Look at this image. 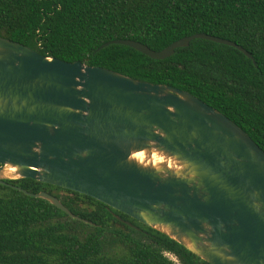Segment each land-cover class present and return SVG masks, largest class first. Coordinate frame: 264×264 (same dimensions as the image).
Wrapping results in <instances>:
<instances>
[{"label": "water", "instance_id": "1", "mask_svg": "<svg viewBox=\"0 0 264 264\" xmlns=\"http://www.w3.org/2000/svg\"><path fill=\"white\" fill-rule=\"evenodd\" d=\"M196 38L252 57L204 33L160 51L112 43L166 59ZM22 178L91 196L211 264H264V150L247 131L174 85L0 36V182ZM26 193L77 217L48 192Z\"/></svg>", "mask_w": 264, "mask_h": 264}, {"label": "trees", "instance_id": "2", "mask_svg": "<svg viewBox=\"0 0 264 264\" xmlns=\"http://www.w3.org/2000/svg\"><path fill=\"white\" fill-rule=\"evenodd\" d=\"M197 33L231 40L252 57L202 38L166 59L112 43L130 39L160 51ZM0 36L186 90L264 150V0H0ZM25 190L58 197L77 217ZM0 264L211 263L91 196L22 178L0 182Z\"/></svg>", "mask_w": 264, "mask_h": 264}]
</instances>
